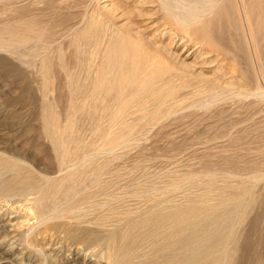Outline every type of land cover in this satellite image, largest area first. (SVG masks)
Wrapping results in <instances>:
<instances>
[{
    "label": "rangeland",
    "instance_id": "obj_1",
    "mask_svg": "<svg viewBox=\"0 0 264 264\" xmlns=\"http://www.w3.org/2000/svg\"><path fill=\"white\" fill-rule=\"evenodd\" d=\"M187 1L0 0V264H179L134 226L201 204L264 264V0Z\"/></svg>",
    "mask_w": 264,
    "mask_h": 264
},
{
    "label": "bare ground",
    "instance_id": "obj_2",
    "mask_svg": "<svg viewBox=\"0 0 264 264\" xmlns=\"http://www.w3.org/2000/svg\"><path fill=\"white\" fill-rule=\"evenodd\" d=\"M212 0H194V1H187L186 3H190L191 5H188L186 8V13L187 15H190V12L193 11V14L198 12L194 6L198 5L199 3H210ZM182 8V6H178V8ZM164 10L168 12V6L164 5L163 6ZM183 9V8H182ZM195 9V10H194ZM240 12V11H239ZM240 14V13H239ZM246 15V14H245ZM186 18L182 16L180 17V21L185 20ZM196 18V16H195ZM247 18V17H246ZM192 19V17H190ZM247 23V22H246ZM246 35V34H245ZM121 57V56H120ZM120 61V59H119ZM121 62V61H120ZM158 62V61H157ZM135 63V62H134ZM136 64V63H135ZM134 65V64H133ZM140 65V64H139ZM108 66V65H106ZM137 68V67H136ZM145 68V67H144ZM133 69V68H132ZM141 69V68H140ZM135 70V68H134ZM100 71V70H99ZM130 71V70H129ZM132 72V71H131ZM142 73V72H141ZM138 74V73H137ZM143 74V73H142ZM145 75V74H144ZM115 76V75H114ZM129 75H126V77ZM116 77V76H115ZM122 77V76H121ZM136 77V76H135ZM134 77V78H135ZM139 77V75H138ZM117 78V77H116ZM115 78V79H116ZM129 77H127L128 80ZM142 78V77H141ZM114 79V78H113ZM118 79V78H117ZM140 79V78H139ZM146 79V77H145ZM131 80V79H130ZM111 81H109L110 83ZM114 83V82H113ZM130 84L132 83L129 82ZM143 83V82H142ZM172 85V84H171ZM139 86V84H138ZM138 91V90H137ZM102 92V91H100ZM100 94V93H99ZM109 95V94H108ZM153 98V97H152ZM122 108V107H121ZM117 114V113H116ZM113 129V128H112ZM116 134V133H115ZM114 136V135H113ZM116 137V136H115ZM118 138V136H117ZM6 165V164H5ZM14 165L17 164H13ZM20 165V164H19ZM23 166V165H22ZM21 166V167H22ZM20 167V166H18ZM11 168V167H9ZM5 169V168H3ZM15 169V168H14ZM13 169V170H14ZM12 170V169H10ZM17 170V168H16ZM13 172V171H12ZM2 174V172H0ZM4 174V173H3ZM21 176V175H20ZM12 178V177H11ZM19 178V177H18ZM4 179V178H3ZM48 179V178H47ZM9 181V180H8ZM14 181V180H13ZM12 181V183H13ZM19 181V180H18ZM17 181V182H18ZM37 181V180H36ZM39 181V180H38ZM11 183V182H10ZM2 184V183H1ZM33 184V183H32ZM5 185L2 184V186ZM7 185V184H6ZM35 185V183H34ZM14 186V185H13ZM20 186V185H19ZM40 186V185H39ZM18 187V186H17ZM5 188V187H2ZM28 188V187H27ZM42 188V187H41ZM31 189V188H30ZM38 190V188H36ZM152 189V188H151ZM34 190V189H33ZM42 190V189H40ZM0 191H2L0 189ZM6 191V190H4ZM16 192V191H15ZM13 192V193H15ZM18 192V190H17ZM16 192V193H17ZM37 192V191H36ZM40 192V191H39ZM11 193V192H10ZM3 194V191H2ZM18 194V193H17ZM34 194V193H33ZM38 193H36L37 195ZM5 195V194H3ZM21 195V194H20ZM34 195V196H36ZM40 196V194H38ZM37 195V196H38ZM7 196V194H6ZM11 196V195H10ZM19 196V195H18ZM26 197V196H25ZM28 197V196H27ZM42 197V195L40 196ZM221 197V196H220ZM36 198V197H35ZM27 199V198H25ZM40 199V198H39ZM42 200L43 197L41 198ZM36 200V199H35ZM163 200V199H162ZM161 200V201H162ZM19 201V200H18ZM167 201V200H166ZM41 202V201H40ZM164 202V201H162ZM230 202V201H229ZM228 202V203H229ZM42 203V202H41ZM154 203V202H153ZM157 201H155V204ZM168 203V202H167ZM206 203V202H205ZM212 203V202H211ZM222 203V202H221ZM232 203V202H230ZM37 204V203H36ZM144 204V203H143ZM165 204V203H164ZM169 204V203H168ZM184 204V203H183ZM199 204V203H197ZM40 205V204H39ZM240 205V204H239ZM45 207V205H43ZM152 206V205H151ZM155 206V205H154ZM159 206V205H158ZM224 206V204H223ZM222 206V207H223ZM236 206V205H235ZM43 207V209H44ZM157 207V206H156ZM169 207V206H168ZM173 207V205H172ZM225 207V206H224ZM37 208V206H36ZM41 208V207H40ZM151 208V207H150ZM149 208V209H150ZM153 208V207H152ZM155 208V207H154ZM226 209H223L222 212L220 213L217 211H213L210 206H207L206 204L200 205L199 207H190V208H176L172 212H160V213H154L149 215L144 221L139 222L135 224L134 227H138L142 223H144V226L146 224H152L154 229H159V230H164L166 237H171L172 242L170 244L178 245L179 249L183 251V254H185V258L179 263V264H226L227 262V243L230 241V235L229 231L225 228V224H230L233 220L232 217L234 212H235V207L229 206L225 207ZM239 208V206H238ZM144 209V208H143ZM172 209V208H171ZM219 209V208H218ZM37 210V209H36ZM90 210V209H89ZM140 210V209H139ZM148 210V209H147ZM146 210V211H147ZM217 210V209H216ZM240 210V208H239ZM134 211V210H133ZM143 211V210H142ZM151 210H149L150 212ZM158 211V210H157ZM238 211V210H237ZM42 211L40 210V213ZM44 212V211H43ZM124 212V211H123ZM129 212V211H128ZM137 212V211H136ZM140 211L136 215L139 214ZM145 211H143L144 213ZM241 212V211H240ZM147 213V212H146ZM145 213V214H146ZM151 213V212H150ZM236 213V212H235ZM239 213V212H238ZM133 215V214H132ZM147 215V214H146ZM122 216H124L122 214ZM128 216V215H127ZM134 216V215H133ZM137 217V216H136ZM135 217V218H136ZM143 217V216H142ZM237 217V216H236ZM131 220V216H129ZM139 218V217H138ZM141 218V217H140ZM122 219V218H121ZM126 219V217H124ZM123 219V221H124ZM137 219V218H136ZM236 219V218H235ZM134 220V218H133ZM108 221V220H107ZM127 222V221H126ZM135 222V221H134ZM129 223V222H127ZM206 223V224H205ZM108 224V223H107ZM112 224V223H111ZM130 224V223H129ZM133 224V223H132ZM204 224V225H203ZM234 224V222H233ZM109 225V224H108ZM120 226V225H119ZM236 226V225H235ZM116 227V226H115ZM146 228V227H145ZM148 228V227H147ZM117 229V228H115ZM149 229V228H148ZM105 230V229H104ZM109 230V229H108ZM121 230V229H120ZM134 230V229H133ZM132 230V231H133ZM115 231V230H114ZM154 231V230H153ZM152 231V232H153ZM106 232V231H105ZM156 232V231H154ZM163 232V233H164ZM93 233V232H92ZM109 233V232H108ZM121 233V232H120ZM130 233V232H129ZM94 234V233H93ZM114 234V233H113ZM157 234V233H156ZM151 235V234H150ZM160 235V233H159ZM163 236V235H162ZM93 237V236H92ZM97 237V236H96ZM109 237L112 238V235ZM118 237V236H117ZM156 237V236H155ZM115 238V237H114ZM154 238V236H153ZM152 238V239H153ZM164 238V237H162ZM160 239V238H159ZM170 239V238H168ZM98 240V239H96ZM103 240V238H102ZM105 240V239H104ZM116 240V239H115ZM157 240V239H156ZM162 240V239H161ZM100 241V240H99ZM166 241V240H165ZM168 241V240H167ZM97 242V241H96ZM108 242V241H106ZM155 242V241H154ZM120 243V242H119ZM164 244V243H163ZM169 244V246H170ZM113 245V244H112ZM167 245V243H166ZM159 246V245H158ZM168 246V247H169ZM145 247V246H144ZM176 247V246H175ZM157 248V247H156ZM110 249V248H109ZM165 249V248H164ZM171 249V248H170ZM123 250V249H122ZM167 252V250L165 251ZM170 252V251H169ZM115 254V252H114ZM163 254V253H162ZM165 254V253H164ZM177 254V253H176ZM175 254V255H176ZM180 254V253H178ZM182 254V253H181ZM121 255V254H120ZM132 255V254H131ZM167 255V254H166ZM127 256V255H126ZM126 256H121L123 257L122 259L125 258V261L128 262V257ZM130 256V255H129ZM172 256V255H171ZM180 256V255H179ZM229 256V255H228ZM141 257V256H140ZM174 257V256H172ZM176 258V257H175ZM178 258V257H177ZM121 259V258H120ZM121 259V261H122ZM169 260V259H168ZM119 261V260H118ZM114 262V264L119 263V262ZM120 261V262H121ZM137 261V260H136ZM124 262V261H123ZM134 262V260H133ZM126 263V262H125ZM172 263V262H171ZM131 264V263H129ZM142 264V262L140 263ZM144 264V263H143ZM158 264V263H157ZM164 264H170V262L164 263ZM176 264V263H175Z\"/></svg>",
    "mask_w": 264,
    "mask_h": 264
}]
</instances>
